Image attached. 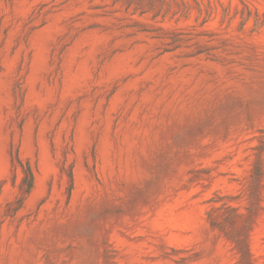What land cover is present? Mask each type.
<instances>
[{
    "label": "rangeland",
    "instance_id": "rangeland-1",
    "mask_svg": "<svg viewBox=\"0 0 264 264\" xmlns=\"http://www.w3.org/2000/svg\"><path fill=\"white\" fill-rule=\"evenodd\" d=\"M0 264H264V0H0Z\"/></svg>",
    "mask_w": 264,
    "mask_h": 264
},
{
    "label": "trees",
    "instance_id": "trees-1",
    "mask_svg": "<svg viewBox=\"0 0 264 264\" xmlns=\"http://www.w3.org/2000/svg\"><path fill=\"white\" fill-rule=\"evenodd\" d=\"M15 159L23 167V170L25 172V176L23 177L22 184H21V189L23 191V195L27 196L31 193L34 187V180H35L34 171L29 162H26V164H23V161L21 160L18 154H16Z\"/></svg>",
    "mask_w": 264,
    "mask_h": 264
}]
</instances>
